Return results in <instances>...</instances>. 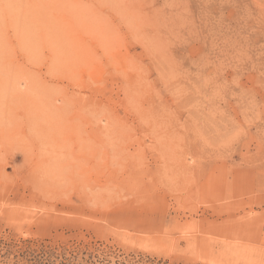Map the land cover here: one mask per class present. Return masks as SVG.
Returning a JSON list of instances; mask_svg holds the SVG:
<instances>
[{
    "label": "rangeland",
    "instance_id": "1",
    "mask_svg": "<svg viewBox=\"0 0 264 264\" xmlns=\"http://www.w3.org/2000/svg\"><path fill=\"white\" fill-rule=\"evenodd\" d=\"M0 264H264V0H0Z\"/></svg>",
    "mask_w": 264,
    "mask_h": 264
},
{
    "label": "bare ground",
    "instance_id": "2",
    "mask_svg": "<svg viewBox=\"0 0 264 264\" xmlns=\"http://www.w3.org/2000/svg\"><path fill=\"white\" fill-rule=\"evenodd\" d=\"M104 29V28H103Z\"/></svg>",
    "mask_w": 264,
    "mask_h": 264
}]
</instances>
